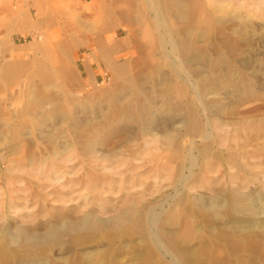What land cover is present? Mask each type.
Returning <instances> with one entry per match:
<instances>
[{
  "label": "rangeland",
  "instance_id": "rangeland-1",
  "mask_svg": "<svg viewBox=\"0 0 264 264\" xmlns=\"http://www.w3.org/2000/svg\"><path fill=\"white\" fill-rule=\"evenodd\" d=\"M101 1L102 0H0V104L5 101V89L9 86L11 87V85H13L12 82L17 81V83L20 82L18 84L22 85L30 79H33V81L35 80V84L38 85L40 84V79L32 78V73L40 68L39 65H45V61H47L46 66L48 65L47 67L51 68L53 64L56 66V62L53 63L54 58H57L58 60L59 57L63 60L64 58H67V56H65L66 54L62 55L61 53L54 51L55 48L50 50L51 47H55L53 45L54 43L51 44L48 41L44 42L41 38L39 39V32L49 34L54 31L55 27H52L50 25L51 23L48 21L53 19L54 21L55 19L56 21L59 20L60 26H64H61V28L65 31H68L71 29L70 27L74 28L75 26L76 28L79 27V29H81L79 34L85 36V31H88V34L86 35L91 36L89 30L93 29L92 32L94 34L95 26L92 25L94 23L90 22L91 18L85 14L84 10L87 6L98 8V3ZM107 1L109 2V0ZM209 2L206 3V9L207 11L209 10L208 13L211 20H213L212 22H214V28L217 29L218 27V29H221L224 32V40L229 39L231 46L235 48L231 49L225 46L223 44L224 42H222L223 39H219V36H216L217 39L216 37H212V39H214L212 41H215V43L219 42L218 45H221L223 48L222 51L226 53L223 52L224 56L231 55L234 52V55H232L233 59H231L232 56L230 55L228 57L226 56L232 61L235 60L236 64L233 62V69L235 71H232L233 74L230 76L232 77L233 75V78H229V80L226 81L225 88L227 86H230L229 88H231L237 85L243 87L241 88L240 86L241 92H238V94L242 93L240 96L238 94H233V97L230 95L231 97H227L225 100L220 98V101L218 102L221 103L217 106L214 105L211 108L212 118L209 122L210 127H207L208 129H206L207 120L206 114L203 113L204 110L201 107L194 105L196 111H199H197L199 118L197 119L198 122L206 129L205 131L209 133L212 132V135L214 134V138L208 141L210 142L208 144L209 147H212L210 149L215 150L212 151V154L218 157L220 161H217L218 158L216 157L212 158V160L215 159V161L213 160L214 162L217 161L216 163L219 165V168L221 167L220 169L218 168V177L213 178V175L211 174H202L198 167H194V169L192 168L193 170L189 169L191 168V161L189 162L190 158H187V149L188 147L191 148L190 142L192 143V141H196V145L199 146L206 144L205 142L201 143L200 141H197L195 138L198 137L194 138L192 135H188L187 137L185 136L182 138L181 135H183L182 133L184 132L181 131V135H178L177 138L178 140L180 139L179 141L182 140L183 143H180L181 148L184 151L182 150L183 154L181 153L180 158H176V155H173L176 146L169 148L165 142L167 131L170 128L172 129V127H169L171 125L172 115H169L170 117L164 116V119L166 120H164L162 116L159 117L160 119L157 117V119L152 122V125L150 124L152 127L149 125L142 129L137 123L136 125L133 124V126L132 124L129 126L126 125L127 127L125 126L124 128L123 125H120V118L115 119L114 122V119L111 116H108L111 115V109L106 106V101L108 99L105 95L107 91H111L116 87L115 82H118L120 78H111L107 73L106 67L103 64H99V61L94 57L91 51L84 47L80 48V45H77L79 49L76 48V46L74 47L76 50L72 48L73 50L71 49V52L69 53L71 55H69V58L72 57L70 58L71 61L73 57L77 59V65L74 67L75 64L72 62V66L74 67L73 69H77L75 72L79 76V80L81 79L83 81L80 80L81 84L85 82L84 85H86V89H82L85 86L81 85L80 94L82 95L79 94V97H75V99L77 98L76 100L73 99L74 103H71L72 107L70 108L74 111H72V113L75 115L78 114L76 115V120H79L81 125L80 130L82 129V132L77 131L76 127H74L76 129H74V131L73 126L63 128L68 125L70 126L69 122L59 121L56 118L47 121L45 123L47 124V128L45 125V132H43V135L41 134L40 141H37L39 143L37 145L38 147L36 146V148L34 146L31 150V153L34 151L33 154L35 153L37 156L42 152L41 155L43 156L39 155L37 157L39 162L33 159L34 161H37L38 164H36L37 162L32 163L33 160L31 161V158L28 157L27 161H29V163H27L26 160L23 161L24 165L25 161L27 164L24 166L25 169L21 170L19 167L15 168L18 164L14 163L13 167L15 169H13L11 174L14 178H23L24 184L25 181H27L26 183H28V181L29 183L33 182L34 179L36 180V177L41 176L37 174L39 169L42 171V167L44 168V166L47 165L43 170L44 172L49 165L48 163L55 158L53 152L55 149H60L58 148L59 144H62V142L58 140L61 139L62 141H68L71 139L69 143L70 146L73 142L76 146L74 144H72L74 147L69 146V149L67 148L69 152L67 151L66 153H68V155L75 152L80 153V159L69 164L78 170L80 168L82 171L80 170L79 173H83V170L89 173L92 169V171H95L99 176H106L107 183H104V187H102L104 185L103 183L98 184L96 189L94 188V191L90 190V184H77V186H73V188H68L73 191V193L70 191L71 195L69 190L65 189L64 191L67 193H64V195H68L69 199H74V201L72 200V203L70 202L65 205L69 206V208L61 204L54 205V203H51L50 205V203H37L38 201L35 198L31 199V197H27V194H21L20 192L12 194L13 199H15L12 200V204L9 206V197L5 193L8 187L11 188V185L6 186L7 180H5V178L11 175L8 173L6 167L9 164L8 159H11L12 157L5 159L3 156L4 150L0 149V264H176L169 255V251L171 250L178 253L180 252L185 255L188 260L190 259V262L188 263L187 261L185 264H264V223L262 222L264 220V65H261L264 64V0H209ZM28 15L33 22H31V24L33 25L35 23L34 26L32 27L31 24V26L19 25V28H16L18 30V32H16L17 34L13 33L12 25L17 24V22ZM38 19H42L40 25H38L40 27L36 26V20ZM82 22H85V28L80 26L84 25ZM216 23H218V25ZM220 23L223 24V27ZM224 23L225 25H228L224 27ZM88 26H92V28H88ZM38 29L42 30L38 31ZM225 30H227L228 33ZM65 31L62 30V39H65ZM229 31L233 33H229ZM233 34L237 36L235 37ZM238 51H241L242 53H239ZM236 52L238 53L237 55H235ZM57 54L61 55L58 57ZM17 58H20L21 61L15 64ZM86 59L88 61H86ZM84 60L85 62H83ZM43 61L44 63L40 64ZM86 62L89 63L87 64ZM4 65L9 66L6 67V69H3ZM86 66H88L90 70ZM12 68L18 70L23 68V71L27 68L28 72H26L28 74L25 72V75L18 77V79L10 78L13 77V73L11 72ZM78 69L80 70L78 71ZM222 71V73L226 72L224 69H222ZM239 75L242 76L240 77ZM237 78L239 80H237ZM245 79H247L246 82ZM24 81L25 83H23ZM88 81L91 83H88ZM240 81H243L242 83L244 84ZM60 83V80H53L49 89L53 93H56L55 96L57 97L58 102H62L63 104L61 103V105L65 106L67 105L65 104L66 95H64V87H62L63 85L61 86ZM24 89H26V87H23V90ZM61 89L63 93L61 92ZM83 90H86V94ZM245 90L246 92H243ZM218 91L223 94L226 92L225 90H223V92L222 88H219ZM3 93H5V95ZM99 94L103 95L100 97ZM1 95H4L3 97L5 99ZM16 95L17 93H14L9 99L16 97ZM91 97L94 99H91ZM88 100L90 103H86ZM76 101H81L83 104ZM104 101L105 103H103ZM84 102L86 104H84ZM18 103H21V105L13 103L15 104L14 110L13 105L10 107V111L14 114L13 116H16L19 110H22L29 104V102L27 104L26 101L25 103L24 101ZM16 104L18 105L17 107ZM29 105H32V103ZM80 106L81 108L83 107L82 111H80ZM84 106L88 109L84 108ZM89 106L92 107L90 108ZM191 107L193 108V106ZM15 108H18L19 110L15 111ZM89 109H91V111ZM106 110L109 112L108 115L106 114ZM99 111L100 113H98ZM0 112L2 113L3 111L0 109ZM1 113L0 116L3 114ZM104 113L107 116H105ZM1 118L2 116L0 117V133L2 134H0V146L4 143L3 139L9 137V133L5 131L6 128H4V126H7V122L3 119L1 120ZM55 121H57L58 124ZM40 124L42 125L44 123ZM103 124L105 125L102 126ZM91 125L95 126V128H92L93 126ZM57 127H59V129ZM116 127H118V129ZM149 127L155 129L151 130ZM1 129L4 133H2L3 131ZM69 129L72 131L71 133L69 132ZM84 129L85 131H83ZM58 130H61V132ZM97 131H99V134ZM169 131L174 135H177L178 133L177 131ZM47 132H52L51 134L54 132L56 133H54L56 139L55 142L46 140L48 137ZM76 134L78 138H82V136L87 137H85V139L80 138V142H78V138L73 136ZM89 134L93 137L97 135L95 138L98 139L97 141L96 139L93 140V137L91 136V140L94 142L92 144L94 146L96 145L95 147L93 146L95 151L92 153L88 152L89 149L86 147L88 143L87 139L90 138L88 137L90 136ZM69 136L72 138L68 139ZM41 140H43V143ZM47 141L51 142V144L54 143L53 145L57 147L54 148L53 145L49 143L52 149L54 148L53 152L52 150L49 151L51 147L47 144ZM75 142L78 143L76 144ZM81 142H83V144ZM43 147L48 148V150L45 148V151ZM38 148H43L44 150L42 149V151ZM70 148L71 151L72 149L75 150L71 152ZM37 150L40 152H36ZM166 152L168 153L166 154L168 157L165 155ZM197 154L198 152L195 156ZM46 155L49 159H47ZM40 156L44 158H41ZM108 156L110 157L108 158ZM132 157L135 158L133 159ZM96 158L100 160L98 161ZM103 158H107L108 160H103ZM40 161H42L41 164ZM60 163L62 166L63 163ZM60 163L56 161L54 164L59 166ZM29 164L30 166H28ZM69 164L66 166L71 168ZM26 168L29 169L27 171H31V173L27 172ZM98 168L104 173L99 171ZM24 170L26 172H24ZM190 170L191 174H189ZM32 171L34 172L32 173ZM111 172L113 174H111ZM105 173H110L108 174L110 180ZM24 174L26 176H24ZM30 175H33V180L25 178ZM110 175L114 176L111 177ZM186 176L188 177V182H185V180H187ZM201 176H204L203 180H201ZM143 177L145 179H143ZM112 179H114V182ZM108 182L110 183L108 184ZM111 184L113 187L109 188V186H112ZM22 185L23 184H18V187H16L17 183L15 182L12 188L15 187L20 190L23 189ZM86 185L89 188H86ZM99 185L100 188H98ZM103 188L106 191H104ZM91 189L93 188L91 187ZM101 190L105 193L102 194ZM74 191H76V193H74ZM98 191L101 192L99 193ZM238 191L252 204V214L245 216L233 210L232 200ZM18 197L21 200H19ZM213 199H216L218 204L223 206L221 211L223 215L221 217L213 214L212 211L209 210V206L211 205L210 202L213 201ZM178 203H180V205ZM54 206L59 209L62 208L60 210H63L64 214L66 212L69 214H65L63 216L64 219L62 218L61 222L66 218H68L66 220L77 221L80 216L85 213H92L94 217L101 218L104 222L108 219L111 220L113 216L120 213V211H127V209L133 208L132 210L135 214H130L128 217L129 219L127 218L126 220L127 222L123 223L120 227H115L107 222L108 224L106 223L105 226L99 229H85L81 231L61 233L56 241L42 242L45 237L44 235L48 232L49 222H54L53 219L55 217H52L53 212H51L53 211L52 208H55ZM63 206L68 211H66ZM132 206L137 207L134 208ZM141 210L143 211L140 212V216H138V212ZM174 211L176 213L175 215H173ZM141 214L144 216V230H139L136 228L137 226H135L136 219L140 218L142 216ZM53 215L55 216L54 213ZM132 216H135L134 219ZM154 216H156V218ZM170 216L173 219H171ZM56 218L59 220L61 217L57 216ZM186 222L190 223V225H187ZM254 222H260V226L256 230L258 231L257 235L252 233L248 234V232L241 233L255 228V225L253 224ZM187 226L189 233L191 232L189 241H185L183 237ZM19 228L25 229L33 236L36 234L35 237L37 238L33 239L32 244L25 240L24 235L16 236V230ZM223 234H231V237L234 236L235 238L234 241H229L228 238H225L224 240L223 238L219 246L220 252L217 255L214 250L213 253H211L212 251H208L212 245L210 243L211 240L213 241L220 238ZM243 235H245V239L238 241L237 239H240ZM166 236H171L173 240H175L173 241L175 246H173V249L169 248L165 243Z\"/></svg>",
  "mask_w": 264,
  "mask_h": 264
},
{
  "label": "bare ground",
  "instance_id": "bare-ground-1",
  "mask_svg": "<svg viewBox=\"0 0 264 264\" xmlns=\"http://www.w3.org/2000/svg\"><path fill=\"white\" fill-rule=\"evenodd\" d=\"M208 2H209V0H109V2L107 0H105V1L102 0L100 3L97 2L99 4L98 8H93L91 6H87V7H85V10H84L85 14H87L89 16V18H91L90 22L94 23L92 25L95 26L94 27V29H95L94 34L92 32L93 29L89 30L90 31L89 34H91V36L86 35V34H88L87 33L88 31H85V33H84L85 36L82 34H79L81 29H79V27L76 28L74 26V23H73L74 28L69 26L71 29H69L68 31H65L63 28H61L62 25L60 26L59 20H57L58 22L56 21V19H55V21H54V19L49 20V21L46 20L49 23H51L50 25L52 27H55L54 31L52 33H49V34L39 32L40 33V34H38L39 39L41 38L42 40H44V42L48 41L51 44L54 43L53 45L55 47L52 48L50 46L51 47L50 50L55 48L54 51H57L58 53H61L62 55L66 54L65 56H67V58L66 59L64 58V60H63L61 57H59L61 54L60 55L57 54L59 57V60L57 58H54L53 63L56 62V66H55V64H53L54 66L52 65L53 67L52 66H51V68L49 67L50 69L47 67L48 65L46 66L47 61H45V65L44 64L39 65L40 68L35 70V72L32 73V78H34V79L39 78L40 79V84H38V85L35 84V82H34L35 80L33 81V79H30L26 83L24 81L23 83H25V84H22V85L18 84L20 82L17 83V81L12 82L13 85H11V87L10 86L7 87L5 85L7 87V89H5L6 99L3 97L5 95V93H3L4 95L3 96L1 95V96L5 99V101H3L0 104V109L3 111L2 112L3 114L1 112L0 113L2 114L1 120L3 119L4 121L7 122V124H6L7 126L6 127L4 126V128H6L5 131H7L9 133V137H6V138H4L5 136L3 137L4 143L2 144V146H0V149L4 150L3 156L5 157V159L12 157L11 159L10 158L8 159L9 164L6 167L8 173L11 174L13 169L18 168V167H19V169L21 168V170L25 169L24 166L27 165L26 161L28 160L27 159L28 157L31 158V161L34 159V160H37L39 162L37 157L39 155H41L42 152L40 154H38V156H37V154H35V153L33 154L34 151L31 153V150H32V147H34V146L36 147L39 144L38 142L40 141L39 139H41V134L43 135V132H45V125L47 128V124H45L47 121H51V120L56 118L59 121L70 123V126L68 125V126H65L63 128L73 126V130L75 129L74 127H76L77 131L82 130V129L80 130L81 125L79 123V120H76V115H78V114L75 115L74 113H72L73 110L70 108V107H72L71 103L72 104L74 103L73 99H75V97H77L80 94V89L82 87L81 85L85 84V82L83 84H81V82H80L81 79L79 80V78H78L79 76L75 72L77 69L76 68L73 69L77 65V59L73 57V59L71 61L70 58H72V57L69 58V55H71V54H69L71 52V49L76 46V48H78V49H79V47L80 48L84 47L85 49L91 51L93 53L94 57L99 61V64H103L106 67L107 73L109 74V76L111 78L112 77H114V78L116 77L117 79L120 78V80L118 82H115L116 87L114 89H112L111 91H107L106 95L103 92V94L108 99V100L105 99V100H107L106 106L111 109V112H110L111 115H108L109 112L107 110H106L107 111L106 114L108 116H111L114 119V122H115V119L120 118V121L122 122V124L120 122V125H123L124 128L126 125L129 126L130 124H132V126H133V124L136 125V123H137V124H139L138 126L141 127V129H142L145 126H149L150 124L152 125V122L155 119H157V117L159 118L162 116L164 119V116L168 117L169 115H172V118H171L172 121L170 120L171 125L169 126V127H172V129L170 128L169 130L177 131L178 133H177V135H174L172 132H170L168 130L167 134L165 136V138H166L165 142L169 148L172 146H174V147L176 146V148H174L175 152L173 155H176V158H180L181 153L183 154L184 150L181 148V143H180V142H182V140L179 141L180 139L178 140V138H177L178 135H181V133H180L181 131L184 132V133H182L183 135H181L182 138H184L185 136L187 137L188 135H192L194 138L198 137V138H195L197 141H200L201 143L205 142L207 145L204 143L205 145L199 146V145H196V141H192V143L190 142L191 148L188 147V149H187L184 147L185 149H187V155H188L187 158H190L189 162L191 161V164H192V166L190 164L191 168H189V169L193 170L194 167H198V168H200L202 174H206V175L211 174V175H213L212 176L213 178L218 177L217 172H218L219 165H217L216 162L219 161V158L212 154L213 153L212 151L214 149H210L212 147H209V144H208V143H210L208 141H210V140H212V138H214L213 137L214 134L212 135L211 134L212 132L209 133L205 130L210 127L209 122L212 118L211 117L212 116L211 108L214 105L217 106L221 103V102H218V101H220L219 100L220 98L225 100V99H227V97L230 98L233 94L234 95L238 94V92L240 91L241 85H239V86L237 85L238 87L234 86L231 88H229L230 86L229 87L227 86L225 88V84L227 83L226 81H228L229 78L230 79L233 78V75H232V77H230V76H231V74H233L232 71H235L233 69V66L236 63H235V60L232 61V60L227 58L230 55L229 51H228L229 55H226L227 57L224 56L225 52L222 51L223 48L221 47V45H218L219 42L215 43V41H212V40H214V39H212V37L219 36V39L220 38L223 39L222 42H224L223 44L225 46H227L231 49H235V48L233 46H231V42L229 41V39L224 40V32L221 29H218V27H217V29L214 28V26H213L214 22H212L213 20H211L210 15L208 13L209 10L207 11V9H206V3H208ZM36 21H37L36 26L40 27L38 25H40V22L42 21V19L41 20L38 19ZM31 22L32 21L30 20L29 15L24 17L22 20L17 22V24L12 25V32L17 34L16 32H18V30L16 28L19 25L20 26H28V25L31 26L32 25ZM34 24L32 25V27L34 26ZM216 24L218 25V23H216ZM220 24L223 27V24L222 23H220ZM85 25L86 24L80 25V26L84 27ZM227 25H225V23H224V27ZM62 27H64V26H62ZM89 27L92 28V26H88V28ZM39 30L40 29H38V31ZM62 30L65 31V34H64L65 39L61 38L62 37L61 36ZM66 30H67V28H66ZM233 30H234V28H233ZM225 31L227 32V30H225ZM239 32H240V30H239ZM229 33H233V32L229 31ZM233 35L235 36V34H233ZM235 37H233V38H235ZM216 39H217V37H216ZM239 41H238V43H239ZM77 45H80V46L77 47ZM231 49H230V51H231ZM233 53L230 56L234 55ZM239 53H242V52L240 51ZM237 54L238 53L236 52L235 55H237ZM231 59H233V56L231 57ZM20 61H21V59L17 58L15 60V64L20 62ZM86 61H88V60L86 59ZM72 62H73V64H75L74 67L72 66ZM83 62H85V60ZM233 62H234V64H233ZM42 63H44V61L41 62L40 64H42ZM57 65H58V67H57ZM261 65H264V64H261ZM8 66L4 65L3 69H6V67H8ZM86 67H88V66H86ZM22 69L18 70V69L12 68L11 69L12 71L11 70L10 71L13 73V75L12 74H10V75H12L13 77H10V78L18 79V77L24 76L25 72L26 71L28 72V69L25 68L24 71ZM88 69H89V67H88ZM222 69H224L226 72L222 73L223 72ZM79 70L80 69H78V71ZM30 72H32V71H30ZM87 72L90 73L89 71H87ZM239 76L241 77L242 75H239ZM247 79H245V82ZM26 80H27V78H26ZM53 80H60L61 81L62 84L60 83V85L61 86L63 85L62 87H64V92H65L64 95H66V103L65 104H67V105H65V106L61 105L62 102L61 103L58 102V99L55 96L56 93H53L49 89V86H50V84L53 83ZM237 80H239V79L237 78ZM36 81H37V79H36ZM36 83H38V82H36ZM88 83H91V82L88 81ZM234 83H233V85H234ZM242 84H244V83H242ZM90 85H92V84H90ZM84 86L85 87H83L82 89H84V88L86 89V85H84ZM23 87H26V89L23 90ZM54 87H53V90H54ZM90 87H92V86H90ZM219 88H222V91L225 90L226 91L225 94L219 93L220 92V91H218ZM241 88H243V87L241 86ZM65 89H66V91H65ZM95 89H97V88H95ZM109 89H111V88H109ZM246 90L243 92H246ZM58 91H60V90H58ZM83 91L85 92L86 90H83ZM61 92H62V89H61ZM84 92H83V94H84ZM14 93H17L16 97H14V98L12 97V99H9V97L12 96ZM85 94H86V92H85ZM240 94H242V93H240ZM240 94H238V95L240 96ZM80 95H82V94H80ZM99 95H100V97L102 96L101 94H99ZM105 96H104V98H105ZM88 97H90V96H88ZM92 98L93 97H91V99ZM95 98H96V96H95ZM97 99H95V100H97ZM23 101H24V103L26 101L27 104H28V102H29V104L32 103V105H29V104H28V106L25 105L26 107H24L22 110H19L18 109L19 107L15 108L16 109L15 111L19 110V112H17L18 114L16 113L17 114L16 116H13L14 114L10 111V107L13 105V110H14L15 104H13V103H17V104L21 105V103H18V102H23ZM76 102H78V101H76ZM78 103H81V101H79ZM86 103H90L89 100ZM86 103L84 102V104H86ZM103 103H105V101ZM17 104H16V107L18 106ZM81 104H83V103H81ZM74 105H76V104H74ZM194 105H197V107H201L204 110L203 113L206 114V120H207L206 129L198 122V120H197V119H199L198 115H197L198 110L196 111V109H195L196 107ZM22 106H24V105H22ZM81 106H83V105H81ZM81 106H80V108H81ZM103 106H105V105H103ZM191 106H193V108L194 107L195 108L193 109ZM80 108H78V109H80ZM82 108L80 109V111L83 110ZM84 108H86V107L84 106ZM86 109H88V108H86ZM89 110L91 111V109H89ZM95 110H96V108H95ZM103 112H104V110H103ZM92 113H93V111H92ZM98 113H100V111ZM106 114H105V116H107ZM200 115H201V113H200ZM94 118H96V117H94ZM92 119H93V117H92ZM164 120H166V119H164ZM55 122L57 123V121H55ZM40 123H44V124L41 125ZM50 123H52V122H50ZM109 123H110V121H109ZM168 123H170V122H168ZM104 125L105 124H103L102 126H104ZM110 125H112V124H110ZM151 125H150V127H152ZM203 125H204V123H203ZM91 126H93V125H91ZM48 127H51V126H48ZM57 128L59 129V127H57ZM60 128H61V126H60ZM87 128H88V126H87ZM92 128H95V126H93ZM97 128H99V127H97ZM116 128L118 129V127H116ZM120 129H121V127H120ZM153 129H155V128H152L151 130H153ZM51 131H53V130H51ZM58 131L61 132V130H58ZM83 131H85V129ZM202 131H203V133H202ZM60 132H59V134H60ZM69 132L71 133L72 131L70 130ZM97 132L99 134V131H97ZM2 133H4V131ZM51 133L52 132H47V136H48L47 139L44 137L43 138L46 140H51L52 142L53 141L55 142L56 141L55 135H54L55 132L53 134H51ZM68 133H67V135H68ZM10 134H11V136H10ZM92 135L88 136L90 138L87 139L88 143L86 146L89 149L88 152H91V153L93 151H95V149H93V148L96 146V145L94 146L92 144V143H94L92 141L95 139H96V141L98 140L97 138H95L97 135L95 137H93ZM100 135H101V132H100ZM100 135H98V136H100ZM73 136L77 137V134L73 135ZM91 136L93 137V140H91ZM146 136H148V135H146ZM85 137H87V136H82V138L81 137L80 138L85 139ZM65 138H67V137H65ZM69 138H72V137L69 136L68 139ZM80 138H78V140H79L78 142H80ZM73 139H75V138H73ZM163 140H162V142H163ZM42 141L43 140H41V142ZM58 141L62 142V144H59L60 143L59 142L58 148H60V149H55L54 152H53V149L57 148V147H55L53 145L54 143L51 144V142L47 141L48 142L47 144L50 143L54 147L52 149L51 145L49 144L51 148L48 145V147L50 148L49 151L52 150L55 158L54 159L51 158L52 161L50 163H48L49 165L50 164L51 165L50 166L48 165V167L46 168V170L44 172H43V170L45 169V167L47 165L44 166V168L42 167V169H43L42 171L39 169L37 174L41 175L42 177L41 176L36 177V180L33 178L34 181L30 182V183H29V181H28V183H26L27 181H25V184L23 182L24 181L23 178H21V177L20 178H16V177L14 178L12 176V174L5 178V180H7L6 186L11 185V188L8 187L6 190V193H5L9 197V199H8L9 206H10V204H12L11 203L12 200L15 199V198L13 199L12 194L13 193L16 194L19 192L21 194H23V193L27 194V197H31V199L35 198L38 201L37 203H44V204L50 203V205H51V203H54V205L55 204H61V205L65 206L70 202L72 203V200L74 201V199H69L68 195H66V194L64 195V193H67L64 191L65 189L67 190L68 188H73V186H77V184L80 185V184H84V183L86 184L87 183V184H90L89 186H91L93 188V189H91V187H90V190L94 191L98 184H102V183L104 184L107 181L106 176L101 177L98 174H96L95 171H92V169L90 171L91 173L85 172V170H83V173L80 172L81 173L80 174L79 173V171L81 170L80 168L78 170L74 166L72 167V165L69 164V163H72L73 161L76 162V160L80 159L79 158L80 153L75 152L76 154L73 153L74 155L72 153H71V155H68V153H66L69 149V146H70L69 143H70L71 139L68 140L69 142L66 140L62 141L61 139ZM75 141H77V140H75ZM175 141H176V143H175ZM83 142H81V143L83 144ZM72 144H74V142ZM72 144H71V146H73ZM40 145H42V144H40ZM40 145H39V147H40ZM44 146H46V145H44ZM56 146H57V143H56ZM77 147H78V145H77ZM43 148L45 149L46 147H43ZM38 149H40V148H38ZM42 149H40V150H42ZM46 149L48 150V148H46ZM46 149H45V151H46ZM33 150H34V148H33ZM73 150H75V149H72V151ZM70 151H71V148H70ZM36 152H38V150ZM197 152H198V154L195 156V154ZM157 153H158V151H157ZM166 154H168V153L166 152L165 155ZM51 155L53 156L52 153H51ZM91 155H94V154H91ZM41 156H43V155H41ZM109 157L110 156H108V158ZM213 157L218 158V160L216 159L217 161L214 162L215 159H213L214 160L213 161L212 160ZM41 158H44V157H41ZM47 159H49L48 156H47ZM105 159H107V158H105ZM105 159L103 158V160H105ZM24 160H26L25 165L23 163ZM34 160L32 161V163L37 162ZM96 160L99 161L100 159L96 158ZM139 160H141V159H139ZM173 160H172V162H173ZM44 161H45V159H44ZM44 161H43V163L45 164ZM56 161L59 163L62 162L63 165L61 166V163H60L59 166H56V164H54ZM174 161H176V160H174ZM38 162L36 164H38ZM41 162L42 161H40V164H41ZM14 163L18 164L20 166L17 165V167L14 168L13 167ZM27 163H29V161H27ZM67 164H69L71 166V168L69 166H66ZM136 165H137V163H136ZM28 166H30V164ZM38 167L40 168L39 165H38ZM30 168H32V167H30ZM49 168H50V170H49ZM85 168H87V167H85ZM140 169H142V168H140ZM27 170H29V169L26 168V171ZM111 170H109V171H111ZM191 170L189 171L190 172L189 174H191ZM231 170H232V168H231ZM26 171L24 170V172H26ZM99 171H101V170L99 169ZM196 171H198V170H196ZM27 172L31 173V171H27ZM33 172L34 171H32V173ZM134 172H136V171H134ZM18 173H17V175H18ZM102 173H104V172H102ZM116 173H117V171H116ZM108 174H110V173H108ZM108 174L105 173V175H108ZM111 174H113V173L111 172ZM133 174H135V173H133ZM101 175H104V174H101ZM24 176H26V175L24 174ZM110 176L113 177L114 175L113 176L110 175ZM32 177H33V175H30L29 177H25V178H27V179L29 178V180H30V179H32ZM108 177H109V175H108ZM188 177H189V175H188ZM188 177L186 176L187 180H185V182H188ZM203 177L201 176L202 179L201 178L200 179L203 180ZM14 179H16V180H14ZM143 179H145V178L143 177ZM109 180H110V177H109ZM112 180L114 182V179H112ZM112 180H111V182H112ZM156 180H157V178H156ZM15 182L17 183L16 187H18V184H20V185L23 184L22 185L23 189L19 190L18 188H15V187L12 188V186L15 184ZM211 182H213V181H211ZM109 183L110 182H108V184ZM83 186H85V185H83ZM104 186H105V184L102 187H104ZM111 187H113V185L109 186V188H111ZM86 188H89V187L87 186ZM98 188H100V185ZM105 189H106V187H105ZM103 190H104V188H103ZM103 190H101L102 192L101 191H98V192L99 193L101 192L103 194V193H105L104 191H106V190H104V191ZM70 191H71V193H73L72 190H69V193H70ZM76 191H74V193H76ZM107 191H109V190H107ZM71 193H70V195H71ZM90 193H92V192H90ZM13 196H16V195H13ZM21 197H22V195H21ZM86 199H87V197H86ZM19 200H21V199L19 198ZM22 200H23V198H22ZM232 201H233L232 202V208L235 212H238V213L245 215V216L253 213L252 204L250 202H248L245 199L244 195L242 193H240L239 191L235 194ZM178 204L180 205V203H178ZM210 204L211 205L209 206V210H211L213 214H216L217 216L221 217L223 215L221 212L223 206L219 205L218 201H216V199L215 200L213 199V201H211ZM37 205H40V204H37ZM65 207L69 208V206H65ZM65 207H64V209H65ZM132 207L135 208L137 206H132ZM52 209H53V211H51V212H53L55 214V216H54L52 213V217L56 218L58 216L61 218H59V220L57 218L56 219L54 218L53 219L54 222H49L48 232L46 235H44L45 237H44V240H42V242L56 241L59 238L61 233H68L70 231H81V230H85V229H99V228L105 226L107 222L110 223V225H113L115 227H120L121 225H123V223L127 222L126 220L129 217V215L130 214L133 215V213H134L132 210L133 208L127 209V211L126 210H124L122 212L120 211V213H117L115 216H113V218L111 220L108 219L106 222L102 221L103 219L101 220V218L99 219V218L94 217V215L92 213H85L82 216H80V218L77 221L66 220V219H68V218H66L63 222H61V219L63 218V216L65 214H68V213L66 212L64 214V211L60 210L62 208L59 209V208L55 207ZM45 211H47V210H45ZM66 211H68V210H66ZM142 211L143 210L138 212V216H140V212H142ZM184 213H186V212H184ZM175 214L176 213L174 211L173 215H175ZM141 215L143 216V214H141ZM169 215H171V214H169ZM66 217H68V216H66ZM132 217L134 219L135 216H132ZM141 217L136 219L137 221L135 223V226H137L136 228H138L139 230H144V221H143L144 216L142 218ZM154 217L156 218V216H154ZM130 218H131V216H130ZM152 218H153V216H152ZM171 219H173V218L171 217ZM131 220H132V218H131ZM59 221H60V224H59ZM156 221H157V219H156ZM191 221H192V219H191ZM262 222L264 223V220ZM186 223H187V225H190V223H188V222H186ZM253 224L255 225L254 226L255 228H253L249 231H243L241 233H247L248 232V234L252 233L254 235H257L258 231H256V230L259 228L260 222H254ZM19 235H24L25 240L28 243L31 242V244H32L33 239L37 238V237H35L36 234L33 236L30 232H27L25 229H22V228H19L18 230H16V236H19ZM245 235H247V234H245ZM245 235H243L240 239H237V240L238 241L244 240ZM190 236H191V232L189 233L188 226H187L185 229V232H184V236H183L184 240L189 241ZM223 238H224V240H225V238L226 239L228 238L229 241H231V240L234 241V239H235L234 236L231 237V234H223L222 237L217 238L213 241L211 240L210 243L212 245L210 244L211 247L208 249V251H212L211 253H213V250H214V252L217 255L220 252L219 246H220L221 240ZM38 239H39V237H38ZM173 241H175V240H173V238L171 236L165 237V243L171 249H173V246H174ZM160 243H161V241H160ZM162 245H164V244H162ZM169 255L171 256L173 262L176 264H185V262H187V261H188V263L190 262V259L188 260V258L185 255L181 254L180 252L178 253V252H174L173 250H171V251H169ZM212 257H215V256H212Z\"/></svg>",
  "mask_w": 264,
  "mask_h": 264
}]
</instances>
